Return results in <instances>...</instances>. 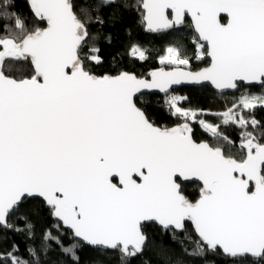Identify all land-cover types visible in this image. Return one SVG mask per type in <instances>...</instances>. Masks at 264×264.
Instances as JSON below:
<instances>
[{"label":"snow or ice","instance_id":"1","mask_svg":"<svg viewBox=\"0 0 264 264\" xmlns=\"http://www.w3.org/2000/svg\"><path fill=\"white\" fill-rule=\"evenodd\" d=\"M29 6L46 27L30 30L12 0H0V235L26 242L23 253L16 242L0 248V264H80L83 245L96 253L93 264L113 255L134 264L153 250L169 264V245L147 234L150 225L172 241L191 227L198 239L183 251L202 264H216L215 257L264 264V123L254 115L264 109V94L246 90L222 111L186 106L189 98L176 94L181 85L220 94L264 89V0ZM131 9L151 33L190 16L197 34L192 56L173 45L146 75L121 65L97 75L100 41L112 42L100 30ZM126 54L148 59L139 44ZM206 57L208 66H194ZM157 93L172 127L151 119L161 104L151 98ZM195 128L207 139L197 142ZM187 181L200 182L195 202L183 194ZM44 210L52 223L37 237L33 216ZM66 231L74 241L68 246ZM55 249L58 258L50 256Z\"/></svg>","mask_w":264,"mask_h":264},{"label":"trees","instance_id":"2","mask_svg":"<svg viewBox=\"0 0 264 264\" xmlns=\"http://www.w3.org/2000/svg\"><path fill=\"white\" fill-rule=\"evenodd\" d=\"M12 2L16 5L15 11L21 14L30 30L37 27H46V22H40L32 15L28 0H12ZM126 2L133 4L135 0H126ZM109 15L110 10H105V16ZM223 22L225 23L226 20ZM100 31L103 34H110L112 42L108 43V41L104 39L100 41V55L104 63L102 66H95L94 70L97 75H102L114 69L117 65H121L124 69L134 70L138 75H146L148 72L161 67L159 58L165 54V50L169 46H180L185 55L192 56L194 49L193 40L196 38L194 28L187 20L184 25L178 29L173 28L157 35L146 33L140 13L134 9L122 10V18L115 27L109 24ZM132 44H139L146 50L148 56L146 61H133L127 56V49ZM207 65L208 61L206 58L204 61H194V66L196 68H202ZM246 90L250 91L252 94L256 93L258 95L264 89L250 87L248 89L242 88L235 93L217 94L210 87L203 86L200 88L178 89L176 90V94L184 95L189 98L186 106L209 109L212 111H222L226 107H230L233 101ZM151 98L161 101V104L155 105L151 109V119L158 126H174L175 121L170 118L167 112L162 108L163 97L152 95ZM254 115L257 120L264 123V109L258 108ZM226 131L234 138L237 136V132L232 129H226ZM194 139L200 142L207 139V137L199 128H195ZM199 189L200 185L197 183L182 184L183 194L193 202L199 199ZM31 206L32 205H30V207ZM51 223L52 218L46 210L42 211L39 215H34L33 224L37 237H39ZM145 231L155 240L162 241L165 245H169V264H177L178 261H182L183 264H202L199 258L189 257L183 251L184 248H187L189 251L195 248V240L198 238L195 236L191 227H189L187 234H180L175 241L170 240L169 237H162L157 226L150 225ZM62 240L65 246L71 245L74 242L71 233L68 231L62 236ZM13 242H16L20 246L23 253L26 242L22 235L14 233L0 235V248L6 249L10 247ZM53 247L55 248V246ZM60 255L59 249L50 252V256L53 258H58ZM78 255L80 257V264H93V262L98 259L96 253L91 248L84 245L78 250ZM214 259L216 264H229L227 258L215 257ZM68 264H71L70 259L68 260ZM104 264H119V259L117 256L113 255L111 259H106ZM134 264H160V260L155 254V250H153L146 252L141 258L135 259Z\"/></svg>","mask_w":264,"mask_h":264},{"label":"water","instance_id":"3","mask_svg":"<svg viewBox=\"0 0 264 264\" xmlns=\"http://www.w3.org/2000/svg\"><path fill=\"white\" fill-rule=\"evenodd\" d=\"M29 1V0H28ZM189 21L191 24H192V21H191V17L190 16H186L185 17V20H184V23H185V21ZM227 22V21H226ZM225 22V23H226ZM184 23L181 25V26H179V27H176L175 29H178V28H181L183 25H184ZM47 26V25H46ZM192 26H193V24H192ZM194 28V27H193ZM169 30H171V29H169ZM169 30H167V31H169ZM144 31L146 32V33H149V34H152V35H157V34H159V33H163V32H166V31H163V32H159V33H151V32H147L146 30H145V28H144ZM194 33H195V30H194ZM195 35H197L196 33H195ZM206 60L208 61V65L210 64V58H207L206 57ZM207 65V66H208ZM206 67V66H205ZM200 87H203V86H195V85H181V86H177L176 87V90H178V89H182V88H200ZM208 87H210L211 88V86H208ZM253 87H259V86H253ZM212 89V88H211ZM215 93H217V94H220V93H218V92H216L214 89H212ZM227 93H232V92H227ZM153 95H157V96H162L163 97V94H159V93H157V94H153ZM189 183H197V184H199L200 185V182H198V181H187V182H183L182 184H189ZM84 246H87V245H84ZM87 247H89V246H87ZM90 248V247H89Z\"/></svg>","mask_w":264,"mask_h":264},{"label":"rangeland","instance_id":"4","mask_svg":"<svg viewBox=\"0 0 264 264\" xmlns=\"http://www.w3.org/2000/svg\"><path fill=\"white\" fill-rule=\"evenodd\" d=\"M254 94H256V93H254ZM260 94H264V90L263 91H261L258 95H260ZM257 95V94H256Z\"/></svg>","mask_w":264,"mask_h":264}]
</instances>
